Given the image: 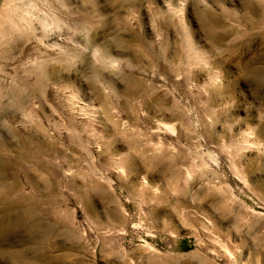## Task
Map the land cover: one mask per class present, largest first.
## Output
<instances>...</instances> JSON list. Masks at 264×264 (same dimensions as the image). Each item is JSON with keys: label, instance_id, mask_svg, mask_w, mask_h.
<instances>
[{"label": "rangeland", "instance_id": "374dc122", "mask_svg": "<svg viewBox=\"0 0 264 264\" xmlns=\"http://www.w3.org/2000/svg\"><path fill=\"white\" fill-rule=\"evenodd\" d=\"M6 1L0 264H264V0Z\"/></svg>", "mask_w": 264, "mask_h": 264}, {"label": "bare ground", "instance_id": "6f19581e", "mask_svg": "<svg viewBox=\"0 0 264 264\" xmlns=\"http://www.w3.org/2000/svg\"><path fill=\"white\" fill-rule=\"evenodd\" d=\"M7 1H8V4H6L7 7H6V11H5V17H6L5 20L8 19L11 16V13L13 14V12H15V11L18 12V10H20L21 8H23L22 5H23V3L26 0H7ZM49 36H50V34H49ZM13 211L14 210H13L12 207H8V206L0 207V220L2 218H4L6 215L11 214Z\"/></svg>", "mask_w": 264, "mask_h": 264}]
</instances>
